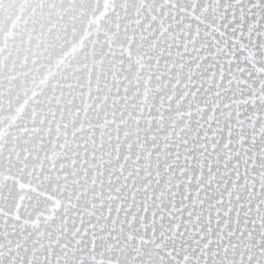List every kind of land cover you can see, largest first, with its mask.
<instances>
[{
	"label": "snow or ice",
	"instance_id": "6c2138e0",
	"mask_svg": "<svg viewBox=\"0 0 264 264\" xmlns=\"http://www.w3.org/2000/svg\"><path fill=\"white\" fill-rule=\"evenodd\" d=\"M0 264H264V0H0Z\"/></svg>",
	"mask_w": 264,
	"mask_h": 264
}]
</instances>
